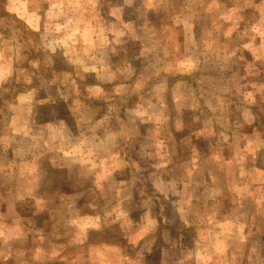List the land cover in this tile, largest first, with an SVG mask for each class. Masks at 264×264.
<instances>
[{
	"label": "crops",
	"instance_id": "1",
	"mask_svg": "<svg viewBox=\"0 0 264 264\" xmlns=\"http://www.w3.org/2000/svg\"><path fill=\"white\" fill-rule=\"evenodd\" d=\"M123 1L49 81L0 53V264H264V0Z\"/></svg>",
	"mask_w": 264,
	"mask_h": 264
},
{
	"label": "rangeland",
	"instance_id": "2",
	"mask_svg": "<svg viewBox=\"0 0 264 264\" xmlns=\"http://www.w3.org/2000/svg\"><path fill=\"white\" fill-rule=\"evenodd\" d=\"M23 1L24 0H10L8 2L10 6L7 8L9 10H17L18 4H23ZM73 1L75 2V0H27V13L29 15L33 14L37 23L39 22V28L36 32L31 31L32 29L24 24H11L10 19L0 21V53H2L4 57L8 56L13 60L14 68L16 67L18 69V74L23 66L34 71V65L36 64V66L41 68H36L39 73L38 75L44 80H48L51 76L55 75V73H52V75L49 74V66L47 65L50 64L54 58L55 61L59 60L57 56L64 53L65 50L72 45L73 39L70 37L69 33L70 25L66 23L67 20H71V13L73 11L71 5L74 3ZM97 1H101L100 7L96 4ZM123 2V0H90L88 9L99 13L100 20L104 22V24L101 25L106 32H116L117 29L115 25H112L114 23L113 21H116V19L119 20V16H128L130 11V7L119 6V3L123 4ZM8 4L5 2V10ZM7 12L9 13V11ZM11 15L15 17L14 14ZM109 35L111 36L113 34L109 33ZM106 36L101 40L100 48L109 51L113 44L108 36ZM113 36L114 37L111 38H115V35ZM116 44H118V41ZM57 65L63 69H65L66 66L61 65L60 61ZM28 69L24 72L22 71V74L24 73L25 76L27 74L29 80L30 78H36L35 74ZM21 78L23 77L21 76ZM6 80L0 84V110H2L1 106L4 105L3 98L9 101L14 94L23 89L22 83H19L20 81L17 84H13L12 82L8 83L9 80ZM4 87L5 92L3 93ZM59 89L62 92L66 91L65 86L62 84L59 85ZM229 174L231 173L229 172ZM202 222V231H204V217ZM203 248L202 252L206 250L205 246H203Z\"/></svg>",
	"mask_w": 264,
	"mask_h": 264
},
{
	"label": "trees",
	"instance_id": "3",
	"mask_svg": "<svg viewBox=\"0 0 264 264\" xmlns=\"http://www.w3.org/2000/svg\"><path fill=\"white\" fill-rule=\"evenodd\" d=\"M5 2L6 0H0V21H3V20H7V19H10L11 20V24H17V25H21L23 24L21 21H19L16 17H14L13 15H11L10 13H8L6 10H5ZM7 24V22H6ZM5 25V24H3ZM6 26V25H5ZM7 27V26H6ZM60 60H54V63H55V66L54 69L57 70V71H63L65 69H63L62 67H59L57 64ZM32 79V82H34V78H31ZM246 172H249L248 170H245ZM113 238H116V235H113L112 236Z\"/></svg>",
	"mask_w": 264,
	"mask_h": 264
}]
</instances>
